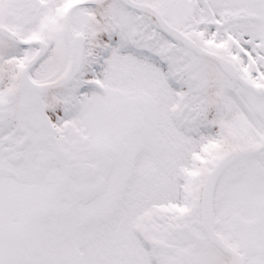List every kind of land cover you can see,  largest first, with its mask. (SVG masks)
<instances>
[{
    "label": "snow or ice",
    "instance_id": "6c2138e0",
    "mask_svg": "<svg viewBox=\"0 0 264 264\" xmlns=\"http://www.w3.org/2000/svg\"><path fill=\"white\" fill-rule=\"evenodd\" d=\"M0 264H264V0H0Z\"/></svg>",
    "mask_w": 264,
    "mask_h": 264
}]
</instances>
